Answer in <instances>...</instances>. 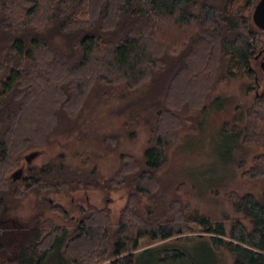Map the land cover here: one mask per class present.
<instances>
[{
	"label": "trees",
	"instance_id": "trees-1",
	"mask_svg": "<svg viewBox=\"0 0 264 264\" xmlns=\"http://www.w3.org/2000/svg\"><path fill=\"white\" fill-rule=\"evenodd\" d=\"M258 1L0 0V264H137L142 237L197 238L209 251L204 264H225V250L230 264H264V92L239 121L224 122L243 145L262 147L237 162L246 182L225 190L238 214L229 227L184 201L187 180L164 189L159 177L178 132L197 128L185 115L206 110L221 83L256 76L253 60L264 50V29L252 16ZM112 97L119 113L150 127L142 155L121 153L107 176L64 152L33 162ZM119 139L107 133L92 141L115 147ZM20 167L26 174L13 179ZM122 189L114 216L109 196ZM76 190H100L103 204L77 203L75 216L42 196ZM32 193L63 221L38 211L27 225L7 215ZM184 247L141 251L185 262Z\"/></svg>",
	"mask_w": 264,
	"mask_h": 264
},
{
	"label": "rangeland",
	"instance_id": "rangeland-1",
	"mask_svg": "<svg viewBox=\"0 0 264 264\" xmlns=\"http://www.w3.org/2000/svg\"><path fill=\"white\" fill-rule=\"evenodd\" d=\"M263 53L253 60V65L257 68L256 76L234 77L221 83L212 92L206 110L185 115V121L196 124L197 128H184L178 132L175 142L169 149V161L159 171L164 189H170L178 180H187L188 195H184V201L188 200L192 207L198 208L212 219H223L228 227L231 220L238 214L233 210L231 202L225 195V190L237 188L240 183H244L246 179L241 177V169L237 166V162L243 157L250 158L262 147L243 145L234 134L224 130V122L239 121L242 111L253 102L256 95L264 92ZM120 106L121 103L117 97H112L109 101H100L87 112L88 114L82 116L75 131L68 135H59L49 145L39 149L33 162L40 164L54 154L64 152L68 162H89L88 167L96 163L100 172L107 176L119 163L121 153L130 151L138 156L142 155L150 138V127L141 119L129 116V113H119ZM107 133L119 135L120 139L115 147L107 143L101 144L98 141L93 143V138ZM78 153L81 155L76 156ZM88 157L91 158L90 161ZM25 174L24 169L23 175ZM20 186L23 187L24 182H20ZM42 196L53 203L63 204L75 216L78 211L73 209V206L77 203L103 204V195L100 190H76L47 193ZM109 197L108 203L113 209L114 216H117L126 199L125 190L112 191ZM38 198L41 196L29 194L7 215H16L27 225L35 224L37 218L34 214L38 211L43 213V217H53L56 221H63L46 209L43 204L37 206ZM193 223L198 227L195 222ZM66 224L69 228L73 227L72 223L66 222ZM205 235L208 236L209 233ZM198 241L200 240L197 238L182 240L142 237L137 250L140 251L137 264H204L209 251L204 244ZM183 244L189 252V259L185 262L162 261L157 258L155 249L141 251L146 247ZM219 254L225 264H230L231 257L226 250ZM58 256L56 252L54 257Z\"/></svg>",
	"mask_w": 264,
	"mask_h": 264
},
{
	"label": "water",
	"instance_id": "water-1",
	"mask_svg": "<svg viewBox=\"0 0 264 264\" xmlns=\"http://www.w3.org/2000/svg\"><path fill=\"white\" fill-rule=\"evenodd\" d=\"M253 20L260 28L264 29V0H259L253 10ZM264 52V50H263ZM262 53V52H261ZM264 54V53H263ZM262 66L264 67V58L262 61ZM24 172V168L20 167L16 169L12 175L13 179H20Z\"/></svg>",
	"mask_w": 264,
	"mask_h": 264
},
{
	"label": "flooded vegetation",
	"instance_id": "flooded-vegetation-1",
	"mask_svg": "<svg viewBox=\"0 0 264 264\" xmlns=\"http://www.w3.org/2000/svg\"><path fill=\"white\" fill-rule=\"evenodd\" d=\"M263 55V54H262Z\"/></svg>",
	"mask_w": 264,
	"mask_h": 264
}]
</instances>
